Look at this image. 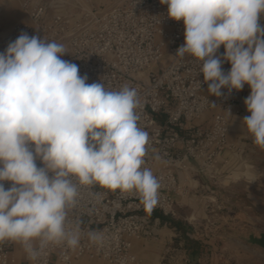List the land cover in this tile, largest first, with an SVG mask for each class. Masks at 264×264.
Segmentation results:
<instances>
[{
	"label": "clouds",
	"instance_id": "clouds-1",
	"mask_svg": "<svg viewBox=\"0 0 264 264\" xmlns=\"http://www.w3.org/2000/svg\"><path fill=\"white\" fill-rule=\"evenodd\" d=\"M160 3L168 18L183 21L185 42L176 55L201 62L209 95L249 86L250 115L242 122L264 149V0ZM66 52L62 43L26 32L0 52V242L21 245L31 260L50 245L79 246L81 231L69 213L81 186L133 190L148 208L161 187L144 167L149 133L138 124L136 89L87 83L88 75L62 58Z\"/></svg>",
	"mask_w": 264,
	"mask_h": 264
},
{
	"label": "built area",
	"instance_id": "built-area-1",
	"mask_svg": "<svg viewBox=\"0 0 264 264\" xmlns=\"http://www.w3.org/2000/svg\"><path fill=\"white\" fill-rule=\"evenodd\" d=\"M28 7L24 2L23 8ZM167 10L160 0H123L105 10L91 0H80L65 13L51 4H39L28 8V20L7 33L0 29V52L21 32L38 35L65 45L67 53L62 58L77 64L80 74L88 75L87 83L103 82L113 90L125 84L135 88L138 124L149 133L144 167L161 184L151 208L133 190L81 186L77 206L69 213L70 221L81 231L76 249L50 245L38 259L31 260L21 245L3 241L0 264H77L83 259L138 264L133 241L156 235L154 214L180 217L179 201L191 194L180 177L201 173L212 177L220 159L232 148L228 143L230 114L240 113L237 107L243 101V89L233 90L231 95L222 89V97L208 94L201 62L188 54L176 55L185 42V28L183 21L168 18ZM260 23L264 25V14ZM223 53L222 45L217 55ZM229 66L224 62L223 70ZM208 113L212 114L210 122L198 123ZM217 218L214 214L204 220L193 217L194 236L202 235L203 221L210 224ZM90 232L98 234L95 241L89 238Z\"/></svg>",
	"mask_w": 264,
	"mask_h": 264
},
{
	"label": "crops",
	"instance_id": "crops-1",
	"mask_svg": "<svg viewBox=\"0 0 264 264\" xmlns=\"http://www.w3.org/2000/svg\"><path fill=\"white\" fill-rule=\"evenodd\" d=\"M23 0H0V29L2 33H7L12 28L9 16L11 13L17 15L25 14ZM105 4L108 0H98ZM231 65L225 69L229 71ZM249 86L243 88V101L237 108L240 113L230 115V132L228 143L235 148L228 149L220 159L216 171L212 177L205 174L185 178L180 180L189 187L191 194L189 198L179 201L178 219H168L160 213L154 214V227L156 235L151 238H141L133 241V252L137 256L138 264H219L217 257V246L215 241L221 236L203 233L201 236H194L191 228L192 218L204 220L210 214H214L220 219L236 221L246 226L251 220L256 218L254 208L262 205L261 196L254 193L249 185L241 182L237 183L233 174H240L243 167L237 165L239 154L241 159L250 160L264 158V149L253 143V138L243 125V118L250 115L244 104V100L250 94ZM211 113L198 121L207 125L211 119ZM236 164V166H235ZM252 167V166H251ZM254 169V167H253ZM242 173H245L242 171ZM249 173V171H247ZM251 174L258 173L253 170ZM210 199L212 200L210 201ZM210 209L213 212H210ZM188 223V225H187ZM198 242L199 253L191 256L193 242ZM20 248V245L18 244ZM187 259V262H185ZM77 264H109L103 261L80 260Z\"/></svg>",
	"mask_w": 264,
	"mask_h": 264
},
{
	"label": "rangeland",
	"instance_id": "rangeland-1",
	"mask_svg": "<svg viewBox=\"0 0 264 264\" xmlns=\"http://www.w3.org/2000/svg\"><path fill=\"white\" fill-rule=\"evenodd\" d=\"M78 1L80 0H23L22 2H26L29 7H34L39 4H51L54 10L65 13L69 9L77 6ZM121 1L123 0H108L107 3L103 4L98 0H91V2L95 3L102 10L108 9ZM28 8H23L25 12L23 15L10 14L9 19L12 22V28L15 24L28 20ZM65 48L67 50L66 46ZM237 165H240L239 167H243V169L240 171V174H233L234 180L237 183L243 182L253 189L257 188V190H254V193L261 196L262 205L258 209H253L256 218L251 220L246 226L236 221L225 222V220L219 217L210 224L203 221L202 231H199V234L207 233L209 235L221 236V238L217 237L215 241L218 248L217 257L219 258V264H264V248L248 242L249 235L259 236L261 233H264V158H250V160L246 161L241 159V155L239 154ZM253 170L258 173L251 174L250 171ZM242 171L245 173H242ZM95 261L106 262L104 260Z\"/></svg>",
	"mask_w": 264,
	"mask_h": 264
},
{
	"label": "water",
	"instance_id": "water-1",
	"mask_svg": "<svg viewBox=\"0 0 264 264\" xmlns=\"http://www.w3.org/2000/svg\"><path fill=\"white\" fill-rule=\"evenodd\" d=\"M248 242L254 245H258L261 248H264V233H261L259 236L249 235Z\"/></svg>",
	"mask_w": 264,
	"mask_h": 264
},
{
	"label": "trees",
	"instance_id": "trees-1",
	"mask_svg": "<svg viewBox=\"0 0 264 264\" xmlns=\"http://www.w3.org/2000/svg\"><path fill=\"white\" fill-rule=\"evenodd\" d=\"M187 241H189V243L190 242H193V247H192V249H191V256H195V255H197L198 253H199V251L201 252V250H199V247H198V242L197 241H195V240H190V239H187Z\"/></svg>",
	"mask_w": 264,
	"mask_h": 264
}]
</instances>
